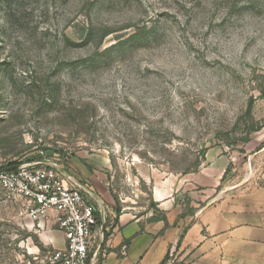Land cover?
<instances>
[{"label":"rangeland","instance_id":"374dc122","mask_svg":"<svg viewBox=\"0 0 264 264\" xmlns=\"http://www.w3.org/2000/svg\"><path fill=\"white\" fill-rule=\"evenodd\" d=\"M263 149L264 0H0V167L84 156L146 214L209 156L193 193L264 187ZM19 209L0 188V264H41L61 232Z\"/></svg>","mask_w":264,"mask_h":264},{"label":"crops","instance_id":"0c3cea01","mask_svg":"<svg viewBox=\"0 0 264 264\" xmlns=\"http://www.w3.org/2000/svg\"><path fill=\"white\" fill-rule=\"evenodd\" d=\"M83 157L61 169L87 189L86 199L96 207L89 264H264V187H239L213 201L203 195L221 185L233 159L209 156L198 173L159 185L156 212L145 214L125 209L108 175ZM200 188L209 191L192 192Z\"/></svg>","mask_w":264,"mask_h":264},{"label":"built area","instance_id":"2783aa9c","mask_svg":"<svg viewBox=\"0 0 264 264\" xmlns=\"http://www.w3.org/2000/svg\"><path fill=\"white\" fill-rule=\"evenodd\" d=\"M0 188L20 204V217L39 226H57L62 233L63 248L50 252L41 264L93 261L90 244L98 225L96 207L86 199L87 189L75 183L60 166L35 161L19 164L16 169H0Z\"/></svg>","mask_w":264,"mask_h":264},{"label":"trees","instance_id":"16d2710c","mask_svg":"<svg viewBox=\"0 0 264 264\" xmlns=\"http://www.w3.org/2000/svg\"><path fill=\"white\" fill-rule=\"evenodd\" d=\"M246 142H249V140L246 139ZM18 165H19L18 163H11V164L4 165V166L0 167V169H4V168H7V169H16V167Z\"/></svg>","mask_w":264,"mask_h":264}]
</instances>
